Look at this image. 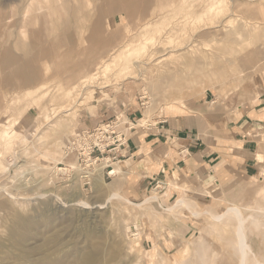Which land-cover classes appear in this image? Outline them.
<instances>
[{"label": "rangeland", "instance_id": "1", "mask_svg": "<svg viewBox=\"0 0 264 264\" xmlns=\"http://www.w3.org/2000/svg\"><path fill=\"white\" fill-rule=\"evenodd\" d=\"M67 1L70 3L71 0ZM180 1L134 0L130 7L121 8L117 12L105 11L101 16L95 11V7L101 5L100 0H89V2L79 0V3L78 0H72L68 4L67 10L70 9L68 12L65 11L66 7H62L63 0L61 2L57 0L58 6L59 4L61 6L60 18H54L51 24H45V27L41 28L45 32L42 40L46 48L51 49L49 57L28 63L31 55L22 58L24 54L16 50V43L14 44L13 40L14 34L19 29L21 30L22 22L25 21L21 13L30 2L29 0H0V25L4 24L2 26L5 27L7 23L3 37L1 33L5 28L1 27L3 31L0 28L2 31L0 32V81L5 79L6 73L12 72V68L20 63L24 64L26 71L31 68L32 77L35 81L38 80V84H32L30 94L24 98L25 87L20 91H12L10 87L0 86V121L11 124L17 117L27 119L28 124L25 125L24 130L32 127L33 121L38 124L36 131L30 135L29 141L17 145L14 154L4 153V139L0 141V163L2 164L0 168V208L4 206L0 209V264H83L84 258L92 253L98 255L99 260L96 264H237L238 253L233 247L235 238L233 237L234 231L231 229L234 221L224 219L216 223L211 215H221L233 206L241 209V213L245 212L243 216L249 217L252 214L247 211L249 207H255L258 203L264 206V121L260 124V120H264V112L259 116V112L264 107L260 104L261 97L264 98V0H230L244 6L238 7V12L235 13L224 8L218 16L209 12L206 15L208 18L204 16L206 17L204 21L199 18L200 22L196 20L193 22L192 18L187 17L186 10L182 9ZM210 1L187 0V4L192 5V11L202 13ZM42 3H45L44 0ZM71 4L84 6L85 10L83 9L82 13L89 16L80 25V31L83 33L81 38L74 34L76 30L73 28L74 20L70 15ZM226 5H228L227 9L231 7L230 3ZM85 6L92 8L91 11ZM41 11L43 12L39 15L46 12ZM35 12L33 11L34 14ZM65 13L70 15L67 17L69 21L66 24L62 23L64 17L66 18ZM250 17L253 18L252 22L257 21L259 24L250 23L246 26L245 20L248 21ZM2 19H6L7 22ZM212 19L221 24L216 28L212 24ZM96 21L99 24V37L103 41L110 42V46L104 47L99 52L102 57L108 56L113 46H121L125 43L124 41H135L130 48L136 51L138 40H144L142 27L147 21L155 22L158 28L171 26L175 22L180 28L187 25L172 40L177 42L179 47L185 46L187 50L183 51V54L173 56H170L171 52H169L159 59L163 61L162 64L171 67L172 71L167 70V74L175 75V78L171 82L165 80V77L169 76L163 74L165 70H160L158 68L160 66H157V69L154 67L153 71L150 69L147 75L138 80H124L119 70H116L113 75H107L106 78L103 76L100 78L98 75L97 83H93L94 86L90 84L89 87L82 89L83 92L76 88L80 94L78 91L75 93L76 91L72 89L73 84L76 85L79 78L92 73L93 67L90 63H94L99 58L98 53L85 54L90 44L84 40L91 34L93 23ZM47 25L49 29L46 28ZM129 25L131 30L127 28ZM178 25L176 29H179ZM29 28L25 29L26 35L32 29L33 31L41 30L38 24ZM151 29L147 30L148 35L153 33ZM129 30L134 31L135 34L130 33ZM215 31H218L220 36L216 35ZM68 35H71V40ZM27 36L23 40L24 44L38 42L35 36ZM167 37L165 35L163 38L168 40ZM56 38L62 39L57 46L53 43ZM75 39L79 40L75 41ZM4 48L10 50L5 52ZM10 55L14 57L15 65L6 64L7 56ZM174 62H178L180 66L176 64V68ZM157 63L152 60L150 65ZM87 66L92 69L88 71ZM148 68L149 66L146 70ZM51 79L53 83L55 82L54 84ZM71 89L72 94L67 97ZM11 93L15 96L12 94L9 98ZM45 93H48L46 94L48 96ZM257 95L258 98L255 97ZM70 97L72 99H68ZM54 103L56 107L62 104L68 106L71 104L73 107V112L71 110L69 112L73 121L66 122L65 128L63 126L65 118L62 121L63 114H57L59 116L51 118L54 122L59 120V126H49L47 123L39 122H45L44 112L46 111L44 110L50 106L53 108ZM99 107L108 110L110 116L95 115L94 112ZM178 114L198 118V123L192 126L198 130V138L203 142H209L213 136L227 137L229 125L240 118L250 122L249 136L258 143L257 155L261 156L260 160L258 156L256 157L259 165L257 174L243 178L237 176L236 180L217 181V183L214 182L215 179L207 176L204 178L202 174L197 175L193 181L191 176L185 178L166 175L165 179L154 181L137 195L130 196L121 192L116 185L120 175L128 171L129 162H116L113 168L119 166L120 174L118 173V176L112 174L108 177L107 173H104L102 182L97 184L85 181L77 170H72L71 174L66 171L60 174L51 169L54 165L60 167V164L64 167L67 159L69 163L71 161V165L73 164L72 160L64 157L67 140L77 131L93 129L95 126L88 125L91 120L93 122L96 120L97 125L117 120L126 122L124 130L123 127L119 128L127 136L121 149L123 150L130 133L136 128H145L149 123H153L155 118L163 120ZM147 117L150 120H147ZM253 123L259 125L254 126ZM13 136L15 133H11L8 138L12 140ZM54 154L57 156V161L50 164L51 156ZM118 154H121L120 151L108 156L114 160ZM106 169L104 172L109 171V168ZM85 182L87 184L84 185ZM183 190L187 191L186 201L187 203L192 201L191 206L186 204L187 207L167 212V207L172 206L183 195ZM115 192L120 196L112 197ZM153 196H157L156 200L150 199L147 203L141 204L145 199ZM194 213L198 214L194 215ZM17 215H21V218L25 220L28 218L30 226L33 227H30L31 230L25 242V248H30L32 252L26 258L21 254L22 246L16 245L9 236L10 227L17 223ZM262 217L258 220L263 224V228L261 225L249 226L246 223L248 230H246V235L261 264H264V217Z\"/></svg>", "mask_w": 264, "mask_h": 264}, {"label": "bare ground", "instance_id": "2", "mask_svg": "<svg viewBox=\"0 0 264 264\" xmlns=\"http://www.w3.org/2000/svg\"><path fill=\"white\" fill-rule=\"evenodd\" d=\"M70 1V0H69ZM72 1V0H71ZM71 1H70V3H71ZM99 1V0H98ZM133 1L134 0H100V2H101V5L100 6H96L95 7V11L98 13V15H101L102 16V14L105 12V11H112V12H117V11H119V10H121V8H126V7H130L131 5H132V3H133ZM155 1V0H154ZM191 1V0H190ZM226 1H228L227 3H226ZM255 1V0H254ZM30 2V3H29ZM29 4H27L26 6V9L24 10V12L23 13H21V17L23 18V19H25V21L24 22H22V24L23 25H21V30L19 29V31L18 32H16L15 34H14V40L13 41H15L14 42V44H15V47H16V50H18V51H20V52H22L23 54H24V57H22V58H25V56H28V55H31V56H29L30 58L28 59L29 61H28V63H31V62H35V60H39L40 59V61H41V58H42V60L43 59H45L46 57H49L48 56V54H50V52H51V49H47L46 48V46H45V42H44V40H42V36H43V34H45V32H43L42 30L43 29H41V28H44L45 27V24H51L52 23V21H53V19L54 18H60V14H59V9H61L60 7V4H59V6H58V4H57V0H44V4L42 3V0H29ZM60 2H61V0H60ZM77 2V1H76ZM75 2V3H76ZM88 2H89V0H88ZM261 2H263V1H261ZM70 3H68V1L67 0H63V4H62V7L64 8V7H66V9H65V11H67L68 12V10L70 11V9H68L67 10V7H69V5L68 4H70ZM78 3H79V0H78ZM93 3H95V2H93ZM231 4V7L229 8V9H227L228 7V5H226V4ZM72 4H73V2H72ZM71 4V5H72ZM83 4V3H82ZM96 4V3H95ZM195 4H196V2H195ZM142 5V4H141ZM180 5H181V7H182V9L185 11L186 10V15H187V17L188 18H192L191 20L193 21H199L200 22V19H201V21H204L205 20V18L207 17L208 18V16H206L207 15V13H215L216 14V16H218L222 11H223V9L224 8H226V10H230L231 12L233 11L234 13L235 12H238V7H241V6H244V5H241V4H239V3H237V2H232V1H230V0H211L210 1V3H208V5L205 7V9H204V11L202 12V13H197V12H195V11H192V5H189L188 6V4H187V0H181L180 1ZM206 5V4H205ZM262 5V4H261ZM87 6V5H86ZM85 6V7H86ZM143 6V5H142ZM187 6V7H186ZM84 7V6H83ZM82 7V5H72L70 8H71V12H70V15H71V19H73L74 20V22L72 23V25H73V28H75V30H76V32H74V34H77L78 36L77 37H79L80 36V38H81V35L83 34L82 33V31H80V28H81V26L80 25H82L81 23H84L85 22V20H86V18L87 17H89L87 14H83L82 12H83V8ZM92 7H94V6H92ZM62 8V9H63ZM87 8V7H86ZM159 8V7H158ZM188 8H192L191 10L190 9H188ZM87 9H89V8H87ZM92 9V8H91ZM91 9H89L90 11H91ZM151 9V8H150ZM41 10H44V11H46L45 12V14H43V15H39L41 12H43V11H41ZM85 10V9H84ZM123 10V9H122ZM126 12L128 11V10H126V9H124ZM33 11H36L35 12V14L33 13ZM87 11V10H86ZM90 11H89V13H90ZM94 11V10H93ZM92 11V12H93ZM63 12V11H62ZM66 12V13H67ZM130 12V11H129ZM66 13H65V16H66V18L64 17V21L62 20V23H67L68 21H69V19L67 18V17H69L70 15H69V13L66 15ZM94 13V12H93ZM92 13V14H93ZM177 13V12H176ZM229 13V12H228ZM128 14V13H127ZM127 14H125V15H127ZM156 14H157V11H156ZM155 14V15H156ZM17 15V14H16ZM91 15V14H90ZM94 15V14H93ZM154 15V14H153ZM178 15H179V13H178ZM145 16V15H144ZM158 16V15H157ZM164 16V15H163ZM204 16H206L205 18H204ZM210 16V15H209ZM2 17V16H1ZM7 17V16H6ZM20 17V16H19ZM105 17V16H104ZM126 17V16H125ZM142 17V16H141ZM160 17H162V16H160ZM176 17H177V15H176ZM186 17V18H187ZM8 18V17H7ZM158 18V17H157ZM174 18V17H173ZM200 18V19H199ZM204 18V19H203ZM18 19H20V18H18ZM62 19V18H61ZM75 19H77V20H75ZM144 19V18H143ZM151 19H152V16H151ZM155 19V18H154ZM153 19V20H154ZM2 20H5V22H7L6 21V19H2ZM57 20V19H56ZM140 20V19H139ZM147 20V19H146ZM156 20V19H155ZM154 20V21H155ZM184 20V19H183ZM183 20H180V21H183ZM250 20V21H249ZM249 20L248 21H246L245 20V25L247 26V24H250V23H255V24H259V22H257V21H255V22H252L251 20H253V18L252 17H250L249 18ZM22 21V20H21ZM55 21V20H54ZM145 21V20H144ZM152 21V20H151ZM158 21V20H157ZM161 21V20H160ZM193 21V22H194ZM4 22V23H5ZM92 22V21H91ZM137 22V21H136ZM163 22V21H162ZM171 22H174V21H171ZM190 22V21H189ZM212 24L213 25H215L216 26V28L219 26V24H221L219 21H217V20H213L212 19ZM227 22H229V20L227 21ZM2 23V22H1ZM11 23V22H10ZM15 23V22H14ZM138 23V22H137ZM136 23V24H137ZM155 23V22H154ZM153 22H149V21H147L144 25H143V27H142V30L144 31V33L142 34V36H143V39L144 40H138V42H139V44L136 46V51L134 50V49H131L130 48V46H131V44L132 43H134L135 41H124L125 43L123 44V45H121V46H113V44H112V48H111V50H110V54L108 53V51H107V53L109 54H107V53H105V54H107L108 56H106V57H102V56H100L99 55V52L101 51V49H103L104 47H106V46H108L109 44H110V42H106L105 40L103 41L100 37H99V35H100V33H99V24H98V21H96L95 23H93V30H92V32H91V34L86 38L85 36H82V37H85L86 39L84 40L85 42H88L89 44H90V46L87 48V53H85V54H88V55H95V53H98V55H99V58H98V60L97 61H95L94 63H90L91 64V66L93 67V70H92V73L90 72V73H88V74H86L85 76H83V77H81V78H79L78 79V83L75 85V84H73V87H72V89H73V91L75 90L76 91V88H78V90L81 92L82 91V89H85V88H87V87H89L90 86V84H93V83H95L96 81H97V76L98 75H100V78L103 76L104 78H106L107 77V75H113V73H114V71H116V70H119V72H120V74H121V77H122V79H124V80H127V79H131V80H138V79H140V78H143L145 75H147L148 74V71L150 70V69H152V71L154 70L153 68L155 67H157V66H160V67H158L160 70H162V71H164L165 70V73L163 72V74H166L165 76H169V77H165V80H168L169 82H171L172 80H173V78H175V75H173V76H171V75H169V74H167L168 73V71L167 70H169V71H172V70H170V68H169V66L168 65H166V64H162V60H159L160 58H162L165 54H167V53H169V52H171V54H170V56H173V55H176V54H183L184 52L183 51H186L187 49L185 48V46H181V47H179V44L176 42H173L172 40H173V38H174V36L177 34V33H181L184 29H185V27L187 26L186 24H184V25H186V26H184V28H180V26L175 22V24H173V25H171V26H168V27H162V28H158L157 27V25L156 24H154ZM12 24V23H11ZM11 24H9V26L11 25ZM34 24H38L39 26H40V29L41 30H35V31H33V29H32V31L30 32V33H28L27 35H33V36H35L34 38H36L37 40H38V42L36 41V43H33V42H31V43H29L27 40V42L29 43V44H27V43H25L24 44V42L25 41H23V40H25V38L26 37H28L27 35H26V33H25V29H27V28H29V27H31V26H33ZM60 24V23H59ZM86 24V23H85ZM92 24V23H91ZM130 24V23H129ZM229 24V23H228ZM4 26V24H1L0 25V28L2 27V28H5V30L3 31V29H2V31H1V29H0V32H2L1 33V36H2V34H4V32L6 31V26H7V23H6V25H5V27H3ZM14 25V24H13ZM61 25V24H60ZM84 25V24H83ZM179 26V27H177V28H179V29H176L175 27L176 26ZM17 26V25H16ZM20 26V25H19ZM52 26V25H51ZM86 26V25H85ZM104 26H106V25H104ZM130 26V25H129ZM127 27V28H129L130 30H131V26L130 27ZM136 26H138V25H136ZM225 26V25H224ZM226 26H227V23H226ZM229 26V25H228ZM14 27V26H13ZM35 27V26H34ZM15 28V27H14ZM35 28H37V26L35 27ZM46 28H48V25L46 26ZM71 28H72V26H71ZM70 28V29H71ZM90 28V27H89ZM107 28V27H106ZM122 28V27H121ZM149 28H152L153 29V33L151 34V35H148V33L149 32H147V30L149 29ZM255 28V27H254ZM30 29V28H29ZM39 29V28H38ZM49 29V28H48ZM140 29V28H139ZM151 29V30H152ZM31 30V29H30ZM47 30V29H46ZM68 30V29H67ZM105 30V29H104ZM108 30H109V28H108ZM128 30V29H127ZM129 30V31H130ZM45 31V30H44ZM63 31V30H62ZM72 31V30H71ZM84 31V30H83ZM121 31V30H120ZM141 31V30H140ZM150 31V30H149ZM257 31V30H256ZM12 32H13V28H12ZM11 32V33H12ZM132 31H130V33H131ZM134 32V31H133ZM132 32V34H135V33H133ZM254 32H255V29H254ZM86 33H87V31H86ZM127 33H128V31H127ZM236 33V32H235ZM6 34V33H5ZM105 34V33H104ZM137 34H138V32H137ZM215 34L216 35H218V36H220V33L218 32V31H215ZM63 35V34H62ZM86 35V34H85ZM127 35V34H126ZM168 36L167 38H168V40H166L165 38H163L164 36ZM52 36V35H51ZM61 36V35H60ZM60 36H58V37H60ZM64 36H65V34H64ZM97 36V37H96ZM122 36H123V34H122ZM131 36V35H130ZM3 37V36H2ZM6 37V36H5ZM53 37V36H52ZM68 37L70 38H68L69 40H71V35H68ZM76 37V38H77ZM109 37H110V35H109ZM145 37V38H144ZM64 38V37H63ZM120 38H121V36H120ZM122 38H125V37H122ZM31 39V38H30ZM35 39V40H36ZM84 39V38H83ZM113 39V38H112ZM130 39V38H129ZM128 39V40H129ZM162 39H164V41L162 40ZM11 40H12V38H11ZM35 40H33V41H35ZM50 40H52V39H50ZM49 40V41H50ZM77 39H75V41H76ZM79 40V39H78ZM77 40V41H78ZM120 40V39H119ZM135 40V39H134ZM166 40V41H165ZM61 41H62V39H60V38H56L55 40H54V44H56V46H57V44H60L61 43ZM74 41V42H75ZM111 41V40H110ZM67 42V41H66ZM113 42H114V40H113ZM48 43V42H47ZM51 43V42H50ZM77 43V42H76ZM80 43V42H79ZM112 43V42H111ZM119 43V42H118ZM9 44V43H8ZM115 44H116V42H115ZM120 44H121V42H120ZM170 44V45H169ZM48 45V44H47ZM52 45V44H51ZM67 45V44H66ZM71 45V44H70ZM166 45H169V46H166ZM181 45V44H180ZM11 47L13 46V43H12V45H10ZM68 46V45H67ZM74 46H75V44H74ZM84 46V45H83ZM110 46V45H109ZM59 47V46H58ZM57 47V48H58ZM73 46H71V48H72ZM76 47V46H75ZM74 47V48H75ZM68 48V47H67ZM67 48H65V49H67ZM70 48V49H71ZM77 48V47H76ZM90 48V49H89ZM2 49V48H1ZM5 49V48H4ZM14 49V48H13ZM12 49V50H13ZM61 49V48H60ZM89 49V50H88ZM105 49H107V48H105ZM104 49V50H105ZM6 51L5 52H7V50H10L9 48H6L5 49ZM58 50H59V48H58ZM62 50H64V49H62ZM72 50H73V48H72ZM86 50H84V52H85ZM242 51V50H241ZM4 52V53H5ZM14 52H15V50H14ZM246 52V51H245ZM19 53V52H18ZM3 54V53H2ZM17 54V53H16ZM52 54V53H51ZM84 54V53H83ZM82 54V56H85V55H83ZM158 54H160V55H158ZM4 55V54H3ZM5 55H6V53H5ZM13 55V54H12ZM12 55H10V56H7V59H6V64H9V65H11L12 63H13V65H15V59H14V57L12 56ZM156 55H158V56H156ZM23 56V55H22ZM3 57V56H2ZM61 57V56H60ZM59 57V58H60ZM98 57V56H97ZM200 57H203V56H200ZM5 58V57H4ZM1 59V58H0ZM58 59V58H57ZM84 59V58H83ZM97 59V58H96ZM95 59V60H96ZM204 60H205V58H203ZM79 60V59H78ZM152 60L153 61H156V62H158L156 65H153V66H151L150 65V62H152ZM184 60V59H183ZM203 60V61H204ZM210 60V59H209ZM1 61V60H0ZM27 61V60H26ZM50 62H51V60H50ZM83 62V61H82ZM205 62H206V60H205ZM47 63H49V62H47ZM54 62H52V64H53ZM175 63V62H174ZM173 63V64H174ZM211 63H213V62H211ZM211 63L209 64V66L211 65ZM162 64V65H161ZM176 64H178L179 65V63L178 62H176L175 63V66H176ZM182 64V63H181ZM18 65V64H17ZM16 65V67L14 66L13 68H12V72H10L9 74L8 73H6V77H5V79L3 78V80L2 81H0V86L1 85H3V86H5V87H10V89L12 90V91H16V90H18V91H20V90H22L24 87H25V89H24V91L26 92L25 93V95L23 94V98H24V96H26V95H28V94H30V88H31V86H32V84H38L37 82H38V80L37 81H35V79H34V77H32V73H31V68L28 70V71H26L25 70V68H24V64H21L20 63V65H18L17 66ZM34 65V64H33ZM40 65H41V63H40ZM183 65V64H182ZM74 66V65H73ZM149 66V68H148V70H146V68ZM174 66V65H173ZM180 66V65H179ZM178 66V67H179ZM187 65H185V67H186ZM208 66V67H209ZM28 67V66H27ZM32 67V66H31ZM34 67H35V65H34ZM33 67V68H34ZM86 67V66H85ZM183 67V66H182ZM51 68V67H50ZM49 68V69H50ZM90 68L91 67H89L88 68V66H87V70L89 71L90 70ZM176 68H177V66H176ZM206 68H207V66H206ZM205 68V69H206ZM72 69V68H71ZM92 69V68H91ZM157 69V68H156ZM155 69V70H156ZM173 69V68H172ZM44 71H45V69H44ZM47 71V70H46ZM151 71V70H150ZM162 71H161V74H162ZM7 72H9V71H7ZM49 72V71H48ZM153 73V72H152ZM171 73V72H170ZM162 74V75H163ZM34 76V75H33ZM45 76V75H44ZM153 76V75H152ZM64 77V76H63ZM60 78V77H59ZM99 78V79H100ZM52 80V79H51ZM55 80H57V78L55 79ZM59 80V79H58ZM60 80H61V78H60ZM102 80H103V78H102ZM16 81H18L19 83H17ZM47 81V80H46ZM52 83H53V80L51 81ZM43 83V82H42ZM55 83V82H54ZM53 83V84H54ZM97 83V82H96ZM95 83V84H96ZM48 84V83H47ZM49 84H50V81H49ZM95 84H93V86L95 85ZM105 84H108V83H106L105 82ZM46 85V84H45ZM51 85V84H50ZM39 85H37V87H38ZM40 86H44V85H40ZM92 86V85H91ZM107 86V85H106ZM37 87H36V89H37ZM48 87V86H47ZM40 88V87H39ZM38 88V89H39ZM61 88V87H60ZM68 88V87H67ZM102 88V87H101ZM47 89V88H46ZM69 89H70V87H69ZM72 89H71V91L69 90V92H68V94L66 95L67 97H69L70 96V94H72L71 92H72ZM34 90V89H33ZM41 90H43V89H41ZM40 90V91H41ZM45 90V89H44ZM55 90H56V88H55ZM77 90V91H78ZM7 91V90H6ZM35 91V90H34ZM47 91V90H46ZM45 91V92H46ZM49 91V90H48ZM77 91L75 92V93H77ZM79 91H78V94H80L79 93ZM37 92V91H36ZM53 92H55V91H53ZM83 92V91H82ZM23 93V92H22ZM35 93V92H34ZM33 93V95H35ZM38 93V92H37ZM36 93V94H37ZM74 93V94H75ZM2 94V93H1ZM12 94L13 93H11V95H10V97L9 98H11L12 97ZM19 94H21V92L19 93ZM46 94H48V93H45V95ZM57 94V93H56ZM73 94V97L75 96V95H77V94H75L74 95ZM83 94V93H82ZM9 95V94H8ZM16 95H18V94H16ZM2 96V95H1ZM7 96V95H6ZM13 96H15V94H13ZM19 96V95H18ZM37 96H38V94H37ZM44 96V95H43ZM46 96H48V95H46ZM65 96V97H66ZM78 96V95H77ZM76 96V97H77ZM20 97V96H19ZM21 97H22V94H21ZM42 97V96H41ZM45 97V96H44ZM43 97V98H44ZM75 97V98H76ZM80 97V96H79ZM255 97H257L258 98V95L257 96H255ZM1 98V97H0ZM7 98H8V96H7ZM8 98V99H9ZM14 98V97H13ZM18 98V97H17ZM17 98H15V99H17ZM78 98V97H77ZM3 99V98H2ZM14 99V100H15ZM20 99V98H19ZM59 99V98H58ZM68 99H72L71 97L70 98H68ZM3 100H5L6 101V99H3ZM11 100V99H10ZM13 100V99H12ZM35 101V100H34ZM57 101V100H56ZM55 101V102H56ZM58 101H60V99L58 100ZM57 101V102H58ZM72 101V100H71ZM73 101H74V99H73ZM78 101H80V100H78ZM8 102H9V100H8ZM53 102V101H52ZM74 102H76V100L74 101ZM4 103V102H3ZM49 104H50V102H48ZM72 103V102H71ZM55 104V106H53V108L51 107V109H45L44 111H46V112H44L45 114H44V120H45V122H42V121H39L40 123H47V124H49V126H59L58 125V123L60 124V121L59 120H57V122H54V121H52V119L51 118H54L55 116H59V115H57V114H63L64 115V117H62V121H63V119L65 118V121H64V124L65 125H63L64 126V128H65V126L67 125V123H69V122H71V121H73V120H71V116H69V112H70V110H71V112H73V107H72V105H71V109H70V105L68 106L67 104H62V105H60V106H58V107H56V103H54ZM68 104H69V100H68ZM76 105H77V103H75ZM2 105V104H1ZM35 105V104H34ZM52 105V104H51ZM73 106H75V105H73ZM39 107V106H38ZM20 110V109H19ZM35 110V109H34ZM36 113V112H35ZM145 113V112H144ZM149 113V112H148ZM40 114H41V112H40ZM146 114V113H145ZM144 114V115H145ZM76 115V114H75ZM149 115V114H148ZM21 116V115H20ZM149 117V116H148ZM147 117V120L149 119ZM146 118V117H145ZM34 119V118H33ZM43 120V121H44ZM71 120V121H70ZM150 120V119H149ZM49 122V123H48ZM67 122V123H66ZM144 123H145V121H144ZM16 124H18V126H16ZM28 123H27V119H22V118H19V117H17V119L14 121V122H12L11 124H7L5 121H0V141L2 142V139H4L3 140V151H4V153H10V154H14V152H15V147L17 146V145H19V144H25V143H27L28 141H29V137H30V135L34 132V131H36V128L38 127V124L36 123V121H33V126L32 127H30L29 129H26V130H24V127H25V125H27ZM148 124V123H147ZM142 125H143V123H142ZM11 126V127H10ZM28 128V127H27ZM60 128V127H59ZM67 128V127H66ZM60 129H63V128H60ZM28 130H30V131H28ZM56 131H58V130H56ZM11 133H15V136H13V138H12V140L11 139H9L8 137H9V135L11 134ZM5 139H7V141H5ZM57 150V149H56ZM52 157V159L50 160L51 162H50V164L51 163H55L56 161H57V159H56V154H54L53 156H51ZM261 159V156H258V160H260ZM60 161H62V160H60ZM59 162V161H58ZM62 163H63V161H62ZM57 164V163H56ZM110 163L108 162V159L107 158H105L102 162H101V165H99L97 168H95L94 170H91V171H88L87 170V172L89 173L88 175H87V177H85L86 179H85V181H88V182H95L96 184L97 183H101L102 182V180H103V172H104V169H106V168H109V167H107L108 165H109ZM64 165V164H63ZM110 166V165H109ZM69 169H70V172L73 170V171H75V166L74 165H69ZM112 167V166H111ZM109 168V169H111L112 170V172H111V174H117V173H119L120 172V167L118 166L117 168ZM0 168H2V164L0 163ZM4 169V168H3ZM51 169H53L56 173H60V174H64L65 173V171L67 172V169H66V165L64 166V167H61V164H60V167H58V165H54V166H52V168ZM1 171V170H0ZM83 178V177H82ZM73 179V178H72ZM173 184V183H172ZM20 187V186H19ZM175 187V186H174ZM72 188V187H71ZM176 188V187H175ZM22 189V188H21ZM187 189V188H186ZM184 191V193H183V195H181V197L179 198V199H177V201L172 205V206H170V207H167V212H171V211H173V210H175V209H178V208H180L181 209V207H184V206H186V204H187V206L189 205V206H191V203H192V199L190 200L191 201V203H187V201H186V197H187V191L186 190H183ZM75 193V192H74ZM77 193V192H76ZM74 195V194H73ZM120 195L118 194V193H113L112 194V197H119ZM156 198H157V196H153V197H151V198H148V199H145L144 200V202H142L141 204H145V203H147L150 199H154V200H156ZM13 202V201H12ZM189 202V201H188ZM19 203V202H18ZM17 203V204H18ZM81 205H83L82 203H80ZM141 204H139V205H141ZM194 204V203H193ZM15 205V204H14ZM196 205V204H195ZM20 206V205H19ZM186 206V207H187ZM232 206V205H231ZM234 206H235V204H234ZM263 206V205H262ZM262 206H260V204L258 203L255 207H252V208H250L249 207V209L247 210L248 212L250 211V212H252V214H250V216L249 217H245V216H243L244 215V213L245 212H243V213H241L242 211H241V209L239 210V208L238 207H230V208H228V209H226L225 210V212L223 213V214H221V215H211V218L213 219V221H215L216 223H219L220 221H222V220H224V219H228V220H231V221H234V224L232 225V227H231V229H233V234H234V238H235V242H234V248H235V250L237 251V253H238V257H237V264H261V261L259 260V258L257 257V255H256V251L255 250H253V248L251 247V245H250V241H248V239L247 238H249L247 235H246V230H247V226H246V223L247 224H249V226H259V225H261V227H262V225L263 224H261V223H259V218L261 217V216H263L264 217V209H263V207ZM2 207H4V206H2ZM1 207V208H2ZM0 208V209H1ZM12 208V207H11ZM14 208H15V206H14ZM13 208V209H14ZM20 209V208H19ZM183 209V208H182ZM195 209H197V207L195 208ZM8 210H10V208L8 209ZM179 210V209H178ZM7 211V210H6ZM15 211V210H14ZM19 211V210H18ZM17 211V213H20V212H18ZM21 211V210H20ZM249 212V213H250ZM14 212H12V214H13ZM22 213V212H21ZM193 213V212H192ZM198 213H194V215H197ZM247 214V213H246ZM22 215V214H21ZM21 215L20 216H18L17 215V223H15V225L13 226V227H10L11 229L9 230L10 231V234H9V236L11 237V239H13L14 240V243H16V245H19V246H22V248H23V251H21L22 253V256H25V258H26V256L30 253V252H32V250L30 249V248H25V242H27V237L29 236V231L31 230L30 229V227H32V226H30V222H29V219L27 218L26 220L25 219H22L21 218ZM193 215V214H192ZM19 217H20V219H19ZM23 217H24V214H23ZM26 217V216H25ZM32 217V216H31ZM262 217V218H263ZM13 218V217H12ZM14 218H16V216H14ZM10 221V220H9ZM14 221V220H13ZM6 222V221H5ZM8 222V221H7ZM15 222H16V219H15ZM259 223V224H257V223ZM256 223V224H255ZM29 226V227H28ZM225 227H227L228 225H224ZM216 227V226H215ZM214 227V228H215ZM223 227V226H222ZM33 228V227H32ZM263 228V227H262ZM256 230V229H255ZM260 230V229H259ZM8 231V232H9ZM248 231V230H247ZM250 232V231H249ZM260 232V231H259ZM262 232H263V230H262ZM35 233V232H34ZM248 233V232H247ZM259 234V233H258ZM261 234V233H260ZM249 235V234H248ZM247 236V237H246ZM29 240V239H28ZM215 254V253H214ZM233 256V255H232ZM231 256V257H232ZM200 257V256H199ZM211 259H212V257H210ZM216 258V257H215ZM22 259H24V258H22ZM27 259H28V257H27ZM232 259V258H231ZM98 260H99V258H98V255L95 253H92L91 255H89V256H87L86 258H84V260H83V264H96L97 262H98ZM202 260V259H201ZM215 260V259H214ZM236 259H234V261H235ZM27 261V260H26ZM82 261V260H81ZM81 264V263H80Z\"/></svg>", "mask_w": 264, "mask_h": 264}, {"label": "crops", "instance_id": "3", "mask_svg": "<svg viewBox=\"0 0 264 264\" xmlns=\"http://www.w3.org/2000/svg\"><path fill=\"white\" fill-rule=\"evenodd\" d=\"M260 104L264 105L263 97ZM97 109L95 115L110 116L108 110L102 107ZM262 110L259 116L264 112ZM198 121L196 117L178 114L163 120L155 118L145 128L132 131L125 148L120 150L121 154L114 160L110 157V166H107L113 168L118 162H129L128 171L116 181L121 192L130 196L137 195L154 181L165 179L166 175L191 176L193 181L197 175L202 174L204 178H213L217 183L236 180L237 176L243 178L257 174L258 143L250 139V122L240 118L229 125L227 137L213 136L209 142H203L198 138V130L192 126ZM260 121L261 124L264 120ZM258 123L253 125L258 126ZM97 124L96 120L88 123L92 126Z\"/></svg>", "mask_w": 264, "mask_h": 264}, {"label": "built area", "instance_id": "4", "mask_svg": "<svg viewBox=\"0 0 264 264\" xmlns=\"http://www.w3.org/2000/svg\"><path fill=\"white\" fill-rule=\"evenodd\" d=\"M124 124L126 122L118 120L99 124L91 130L77 131L69 137L64 157L72 160L74 169L78 171V174L80 173L83 179H86L85 177L89 174L87 170L91 171L97 168L104 157L111 160L108 155L117 154L122 149L127 136L119 128L123 127L124 130ZM69 165H71V161L69 163L67 159L66 169L68 173H70ZM111 172L112 170L109 169L105 173L109 177L112 175ZM85 184L87 183L85 182Z\"/></svg>", "mask_w": 264, "mask_h": 264}]
</instances>
